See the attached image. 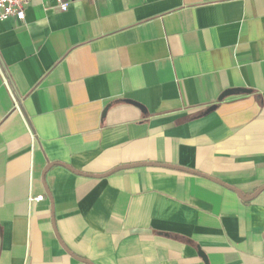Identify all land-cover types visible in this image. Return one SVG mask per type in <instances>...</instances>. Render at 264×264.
Wrapping results in <instances>:
<instances>
[{"label":"crops","instance_id":"obj_1","mask_svg":"<svg viewBox=\"0 0 264 264\" xmlns=\"http://www.w3.org/2000/svg\"><path fill=\"white\" fill-rule=\"evenodd\" d=\"M67 1L0 20V264H264V0Z\"/></svg>","mask_w":264,"mask_h":264},{"label":"built area","instance_id":"obj_2","mask_svg":"<svg viewBox=\"0 0 264 264\" xmlns=\"http://www.w3.org/2000/svg\"><path fill=\"white\" fill-rule=\"evenodd\" d=\"M32 0H0V20H6L13 18L14 20L21 22L24 19V8ZM56 8L60 12H65L68 8L67 0H55ZM40 200L41 197L35 198Z\"/></svg>","mask_w":264,"mask_h":264},{"label":"water","instance_id":"obj_3","mask_svg":"<svg viewBox=\"0 0 264 264\" xmlns=\"http://www.w3.org/2000/svg\"><path fill=\"white\" fill-rule=\"evenodd\" d=\"M240 93H249V91H248V90H245V89H231V90H226V91H224V92L219 96L218 101H221V100H223V99L226 98V97H229V96H232V95H237V94H240ZM129 103H131V104H133V105H135V106H137V107H139L140 109L143 110V108H142L139 104H137V103H135V102H131V101H129ZM214 109H215V106H211V107H209V108L206 110V113H209V112L213 111ZM200 256L203 258L205 264H207V263H206V258L203 256V254H200ZM80 261H82V260H80ZM83 262H84V261H83Z\"/></svg>","mask_w":264,"mask_h":264}]
</instances>
